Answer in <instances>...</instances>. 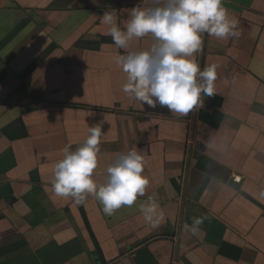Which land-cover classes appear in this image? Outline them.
I'll use <instances>...</instances> for the list:
<instances>
[{
    "label": "crops",
    "instance_id": "1",
    "mask_svg": "<svg viewBox=\"0 0 264 264\" xmlns=\"http://www.w3.org/2000/svg\"><path fill=\"white\" fill-rule=\"evenodd\" d=\"M150 4L0 0V264H264V0H223L241 35L205 36L195 60L217 66L216 95L186 117L122 91L124 50L100 17L115 10L122 26ZM92 126L102 128L97 182L121 153L146 161L145 195L111 216L50 186L63 148ZM149 196L164 213L155 229L139 211ZM199 216L192 235L185 225Z\"/></svg>",
    "mask_w": 264,
    "mask_h": 264
},
{
    "label": "clouds",
    "instance_id": "2",
    "mask_svg": "<svg viewBox=\"0 0 264 264\" xmlns=\"http://www.w3.org/2000/svg\"><path fill=\"white\" fill-rule=\"evenodd\" d=\"M100 19L108 26L105 35L124 50L115 57L126 74L122 91L144 106L165 107L185 117L203 108L206 97L216 95L217 66L201 68L195 60L205 36L229 39L241 35L238 21L229 18L223 0H151L147 7L130 9L122 26L115 10H105ZM146 36L153 40L148 49H132V41ZM88 133L75 150L71 145L63 148V158L52 167L51 190L56 197H71L78 205L90 195L102 205L103 213L111 216L145 195L150 183L143 174L146 161L136 149L121 153L107 166L104 181L97 182L93 173L98 166L102 128L89 127ZM139 211L153 229L164 219L159 203L150 196L139 205ZM206 219L192 217L185 227L197 235Z\"/></svg>",
    "mask_w": 264,
    "mask_h": 264
}]
</instances>
